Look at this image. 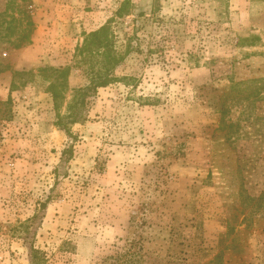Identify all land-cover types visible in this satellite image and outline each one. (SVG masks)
<instances>
[{"label": "rangeland", "instance_id": "374dc122", "mask_svg": "<svg viewBox=\"0 0 264 264\" xmlns=\"http://www.w3.org/2000/svg\"><path fill=\"white\" fill-rule=\"evenodd\" d=\"M122 1L0 0V264H264V0Z\"/></svg>", "mask_w": 264, "mask_h": 264}, {"label": "trees", "instance_id": "16d2710c", "mask_svg": "<svg viewBox=\"0 0 264 264\" xmlns=\"http://www.w3.org/2000/svg\"><path fill=\"white\" fill-rule=\"evenodd\" d=\"M130 6L129 0H123L119 8L116 10L115 15L117 17H122L129 13ZM137 28L132 36L127 39L125 55L131 51H136L140 49L139 39L137 35ZM80 51L84 53H90L91 57L96 58L97 68H91L90 73V83L86 87L78 88L74 95L73 100L69 103L67 107V114L64 117H60L57 120V123L65 127L67 123H74L82 121L84 117V100L86 95L89 92H95L99 87L106 86L112 81L116 80V77L113 75V71L116 65L120 63L124 56H118L115 51L113 34L110 28V21L101 26L98 30L90 34L89 38L85 40L84 46ZM89 56V57H90ZM85 61L86 59L83 58ZM55 84H51V92L53 94V99L58 97V92L55 90ZM36 215L30 219V222L33 224L36 219ZM26 226H29L28 224ZM39 251L34 248V246L29 244V255L30 261L32 264H40Z\"/></svg>", "mask_w": 264, "mask_h": 264}]
</instances>
